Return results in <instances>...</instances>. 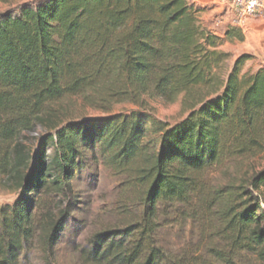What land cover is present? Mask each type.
I'll list each match as a JSON object with an SVG mask.
<instances>
[{
	"label": "trees",
	"instance_id": "trees-1",
	"mask_svg": "<svg viewBox=\"0 0 264 264\" xmlns=\"http://www.w3.org/2000/svg\"><path fill=\"white\" fill-rule=\"evenodd\" d=\"M203 10L192 0H28L0 13V183L16 191L0 205V264L53 249L85 159L115 179L119 220L92 234L82 264H264V168L237 171L264 158V68L241 73L242 55L225 71ZM146 97L181 98L188 115L169 126ZM72 98L139 108L56 122ZM37 125L48 133L32 156L21 136ZM182 220L198 223L200 247L161 244L162 227Z\"/></svg>",
	"mask_w": 264,
	"mask_h": 264
},
{
	"label": "rangeland",
	"instance_id": "rangeland-1",
	"mask_svg": "<svg viewBox=\"0 0 264 264\" xmlns=\"http://www.w3.org/2000/svg\"><path fill=\"white\" fill-rule=\"evenodd\" d=\"M28 0H0V13L14 9L18 4ZM232 13L229 8L215 12L205 8L200 18L202 24L221 38L219 49L228 54L223 69L229 72L235 61L245 55L241 65V73H253L264 68V20L251 17L242 26L232 23ZM230 28L240 29L243 40H226L225 32ZM146 108L151 111V117L172 126L182 121L188 115V109L181 98L172 103L164 102L160 98H145ZM139 105L132 102L112 104L108 110L94 108L82 101L81 98L64 100L57 106L56 122L70 120L99 119L115 113L136 110ZM48 133V129L37 125L32 131L24 132L21 141L35 156L41 138ZM264 168V158L247 159L238 165L239 174H251L255 170ZM231 172H236L233 167ZM214 180H222L220 171L212 175ZM72 200H63L60 208L68 209L64 229L59 233L57 244L48 253L37 249L30 252L29 264H82L80 250L87 247L92 234L105 226L115 224L119 220L113 211L115 198V179L102 167H95L89 159H85L81 170L77 171L72 180ZM16 199V191L8 182L0 183V205L12 204ZM171 221V220H170ZM198 223L182 220L180 223H167L161 229L160 242L174 251H180L186 246L200 247L201 235ZM49 263H48V262ZM260 262L254 261V264Z\"/></svg>",
	"mask_w": 264,
	"mask_h": 264
},
{
	"label": "built area",
	"instance_id": "built-area-1",
	"mask_svg": "<svg viewBox=\"0 0 264 264\" xmlns=\"http://www.w3.org/2000/svg\"><path fill=\"white\" fill-rule=\"evenodd\" d=\"M232 23L242 26L251 17L264 15V0H229Z\"/></svg>",
	"mask_w": 264,
	"mask_h": 264
},
{
	"label": "crops",
	"instance_id": "crops-1",
	"mask_svg": "<svg viewBox=\"0 0 264 264\" xmlns=\"http://www.w3.org/2000/svg\"><path fill=\"white\" fill-rule=\"evenodd\" d=\"M195 4L205 8H211L215 12H221L225 8H229L230 12V4L229 0H192ZM232 13V12H231ZM258 19L264 20V15L263 16H258L256 17Z\"/></svg>",
	"mask_w": 264,
	"mask_h": 264
}]
</instances>
